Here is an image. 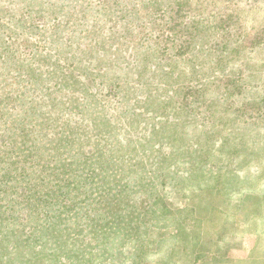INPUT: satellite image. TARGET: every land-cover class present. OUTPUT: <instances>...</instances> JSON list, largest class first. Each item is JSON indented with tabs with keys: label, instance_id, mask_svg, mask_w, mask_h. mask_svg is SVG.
Instances as JSON below:
<instances>
[{
	"label": "rangeland",
	"instance_id": "374dc122",
	"mask_svg": "<svg viewBox=\"0 0 264 264\" xmlns=\"http://www.w3.org/2000/svg\"><path fill=\"white\" fill-rule=\"evenodd\" d=\"M245 79L259 87L263 109L258 106L256 92H244ZM82 87L122 125L125 115L130 118L143 110L136 102L144 101L149 92H154L156 99L171 100L175 105H167L166 113H178L180 123L186 122L179 156L210 148L209 157L218 163L217 172L235 184L214 188L206 175L216 168L209 166L198 182L200 186L210 184V189L197 185L185 188L172 174L157 178L153 186L127 177L129 186L124 188L136 186L140 194L129 193L127 201L123 198L126 194L117 196L134 215L121 219H107V207L94 203L100 188L93 193L77 189L73 191L78 201L75 212L84 213L63 218L70 225L65 233V238L69 237L67 250L81 249L84 258L91 260L88 264H264V154L255 155L249 163L244 161L252 149L264 147V0H0V125L4 122L11 140L21 139L29 131L27 139L46 141L59 129L60 108L61 120H83L78 119L85 95ZM179 87L182 91L175 96ZM171 120L176 122L177 117L173 115ZM127 124L128 138L147 133L142 122L139 129ZM120 127L118 136L123 142ZM235 139L246 141L245 151L235 149ZM223 142L226 149L235 150L218 161L213 156ZM138 157L145 160V155ZM209 157L204 158L212 160ZM89 183L97 185L96 181ZM145 187L158 189L151 206ZM36 193L45 200L52 198L51 193L50 197L44 194L45 190L43 196L41 191ZM21 194L11 198L10 204L25 202ZM70 194L67 190L66 195ZM66 200L60 198L58 202L66 204ZM191 205L197 210L204 208L202 214L206 216L189 211L180 215L181 223L178 218L165 224L153 220L162 210L174 212ZM30 208L19 214L18 235L28 242H43L52 234L43 224L56 219L54 211L49 205V215L43 211L37 215L38 221L29 222L25 215ZM66 212L61 209L58 215ZM85 214L90 218L102 216L110 225L129 222L127 235L132 243L119 254L122 257L111 261L108 256L103 260L94 254L102 233L85 225L89 220ZM199 223L205 230L211 229V224L217 227L213 246L198 251L203 241H192L185 247L182 235L172 242L178 230L191 231ZM114 229L118 237L125 234L119 227ZM155 238L158 245L153 247ZM205 238L211 241L209 236ZM163 240L165 248L160 245ZM40 244L35 243V248ZM37 252L38 257L33 254L27 264L79 263L74 253L67 252L56 260L49 257L50 247L44 253L41 248Z\"/></svg>",
	"mask_w": 264,
	"mask_h": 264
},
{
	"label": "trees",
	"instance_id": "16d2710c",
	"mask_svg": "<svg viewBox=\"0 0 264 264\" xmlns=\"http://www.w3.org/2000/svg\"><path fill=\"white\" fill-rule=\"evenodd\" d=\"M169 79L171 80L172 77H169ZM243 82L245 83L244 92L248 95H254L253 93L256 92L255 95L258 94L259 99L257 101L258 106L263 109L262 104H260V102L263 103V99L259 98V87L257 88L256 84L247 79ZM83 90H85V95L81 99L82 102H80L79 112L81 115L78 118L83 120H74L76 118L71 119V121L61 120L63 110L62 108L58 109L59 123H57L59 129L44 142H37L30 138L27 139L26 137L29 135V131H27V135H24L23 138H18L13 142L3 121V126L0 125V129H3L0 131V264H27L30 262L29 259L33 254H36L34 255L36 258L38 257L39 252L37 251L40 248L44 253L48 247L51 248L49 257H54L56 260H60L68 252L76 255V259L79 261L76 264H88L91 260L84 258L81 249L70 251L67 250V246L65 245V243L69 244V237L67 236L65 238V233L70 230V225L67 221H63L64 216L72 215V213L78 216L84 213L83 210L75 212L78 209V201L73 191L77 192V189H90L91 193H93L94 189L100 188L99 197L95 198L94 203L99 208L107 207L104 208L107 213V219L114 216L117 219H121L124 217L123 215H133L132 208L128 205H123L121 202L130 199L128 196L129 193L131 195L133 192H140L136 186H133L136 189L124 188L125 186H129V179L127 177H131L134 180H144L145 184L153 186L157 178L164 179L167 175L172 174L173 178L175 177L178 180L177 184H182L185 188L197 185L196 188L199 189H210V184L200 186L198 182L201 179L200 177L205 176L204 172H206L209 166L210 168H216L213 170L209 169L206 175L212 180L211 182L214 184V188L218 187V190H220V184L223 189H226L232 183L235 184L231 178H222L221 176L225 174H221L220 170L217 172L218 163L213 162V159L209 157L211 155L210 148L202 149L199 153L193 152L192 150L186 151L182 154L184 156H179V150L184 147L183 137L185 135L184 126L186 122H181L184 123L183 125L180 123L182 117L178 116V113H172L170 115L166 113V107L171 104V100L156 99L154 92H149L145 97L146 102H144L145 99L144 101L136 102V104H140L139 106L143 110L133 113V116L130 118L125 115V125H122L119 124L121 123L120 121L118 123L116 121L114 122L109 117L110 112L104 106L100 105L99 100L93 96V93H90L86 88ZM181 91L179 87L176 90L175 96H179ZM152 99L156 100L153 101ZM173 105L175 104H171V107ZM126 111L130 112L129 110ZM173 115H175V118L177 117L176 122L171 120ZM134 117L138 118V120ZM184 118L188 119L186 117ZM139 122L143 123L145 127L143 129L147 133L144 134V131H142L143 135L140 136L137 134L135 138H131V136L128 138V127L130 126L127 123H130L132 127L138 128ZM180 124L181 128L177 129ZM120 126H123L122 129L124 130L123 142H121L118 136V133L122 131ZM172 127L174 128L173 130ZM177 133L179 134L175 135ZM114 139L115 141H113ZM245 139L251 143V139ZM246 141L236 142L235 139L237 144L235 149L245 151ZM222 144L223 146L218 149V153L213 156L218 161H220L222 155H227L228 152L235 150L234 148L226 149L225 142ZM207 145L209 144L205 143L204 146ZM263 149L264 147H260L254 151L252 149L249 154H254L251 156L248 154V157L245 154L244 161H248L249 163L255 155L264 154L262 152ZM5 150L8 152L5 153ZM139 154L145 155L146 162L142 157H138ZM205 156H208L212 160L204 158ZM178 175H180L179 179ZM123 179L126 181L124 182ZM90 181H96L97 185L94 184L91 186ZM43 190H45L44 194L47 197H50L49 193H51L52 198L50 197L45 200L36 193L41 191L43 196ZM67 190L70 191V195H66ZM144 191V193L148 194L146 199L150 198L148 205L151 206V204L155 203H152V201H156L152 199L157 198L158 189L155 187L153 189L152 187H145ZM19 194H21L25 202L19 201L15 205L10 204L11 201L9 200ZM124 194L126 195L123 197ZM46 196L44 197L46 198ZM117 196H122L124 200L117 198ZM60 198L64 202L65 198H67L66 204H60L58 202ZM54 200L57 201L53 202ZM34 204H38L39 208H30ZM49 205L54 211L53 218L56 219L43 225H46L45 228L52 234L49 238L45 237L43 242L36 241V244L41 243L39 245L40 248L36 249L34 242H28L23 236L18 235L16 221L20 218V212L23 209L29 208V212L25 215L28 217V221H38L40 216L37 215L39 213L44 211L46 215L50 214L48 212ZM193 207L191 205L185 207V209H177L174 212L165 209L161 213H157L153 220H157L159 224H165L169 220L178 218L177 221L179 220L181 223L183 218L180 215L183 213L198 211L202 214L205 211L204 208L201 210L198 208L197 210ZM61 209L67 210V212L59 216L58 212ZM122 210H124L123 213ZM168 212L173 213L174 217ZM204 216L206 214H202V218ZM71 218L72 216L68 221ZM86 218L89 220L86 221L85 225L90 226L91 229L96 227L95 231L102 233L100 237L101 243L96 246V251H93L94 254L102 257L103 260H105V256H108L111 261L122 257L119 254L123 255L124 247L128 246L130 242L132 243L128 237L130 235L129 222L125 226L123 224L110 225L106 219L103 222L102 216L99 218H90L86 215ZM213 218L214 214L211 217V221ZM173 222L175 221L173 220ZM211 226H213L211 229L208 227L205 230L199 223L191 231H186L185 229L183 231L181 228L180 231L178 230L179 234L173 236L174 239L172 242L176 243L177 236L182 235L181 243H183V246H190L192 241L194 243L203 241L198 251L206 250L207 248L205 246H213L216 243V238L213 235L217 233V227L214 224H211ZM115 227L124 230L125 234L118 237V230H115ZM211 230L215 231L211 232ZM201 233L206 235L205 237L209 236L211 241L207 242L203 240L205 237L202 238ZM157 239L160 240L158 236ZM157 239H153V247L158 245ZM205 239L207 240V238ZM162 243L160 245H164V240ZM88 245L92 247V243ZM165 247L166 245L162 248ZM156 249L160 250L159 247ZM195 251L197 252V250ZM69 257L71 258L72 256ZM159 259H161L160 255ZM84 260L85 262L82 263ZM226 261H229V259Z\"/></svg>",
	"mask_w": 264,
	"mask_h": 264
}]
</instances>
